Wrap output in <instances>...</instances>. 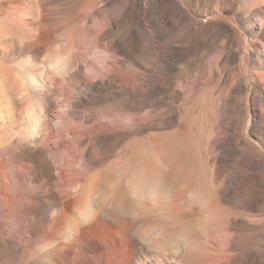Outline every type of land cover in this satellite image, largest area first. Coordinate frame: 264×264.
I'll list each match as a JSON object with an SVG mask.
<instances>
[{"label":"bare ground","instance_id":"obj_1","mask_svg":"<svg viewBox=\"0 0 264 264\" xmlns=\"http://www.w3.org/2000/svg\"><path fill=\"white\" fill-rule=\"evenodd\" d=\"M36 1L0 0V262L264 264V0Z\"/></svg>","mask_w":264,"mask_h":264},{"label":"rangeland","instance_id":"obj_2","mask_svg":"<svg viewBox=\"0 0 264 264\" xmlns=\"http://www.w3.org/2000/svg\"><path fill=\"white\" fill-rule=\"evenodd\" d=\"M34 2V3H33ZM33 2H32V4H31V9H30V12H28L27 13V15H26V17L29 19V18H35V19H37V21H36V23L37 22H39V13H40V11H39V5L37 4V1L36 0H33ZM225 18V19H224ZM27 19V20H28ZM215 20H218V21H221V20H230V19H227L226 17H223V16H219V15H217V18L215 19ZM236 25V27L240 30V31H242V29L239 27V25H237V24H235ZM22 28H12L13 30H12V32L13 33H17V35H19V36H21L22 34V38L21 37H19V36H17L16 34H15V37L17 38V40H16V42L18 43V44H21V45H24V44H34L33 42L34 41H36V38L33 36V38H31V40L30 39H26L27 37L26 36H24V34L26 35V33L28 34V29L30 30V28H31V25L29 26V25H27V27H26V25H24V26H21ZM23 27H25V28H27L26 29V31H25V28H23ZM29 27V28H28ZM16 30V31H15ZM26 32V33H25ZM22 33V34H21ZM37 32L35 31L34 32V35L36 34ZM21 34V35H20ZM29 35V34H28ZM25 38V39H24ZM20 40H22V41H20ZM19 42H21V43H19ZM4 46H0V75L1 76H3L4 77V85H5V89H7L6 90V92H8L7 94H8V98H9V96L11 97V99L9 100L10 101V103H7V104H9L8 105V109L11 107V104H12V109H13V105H14V107L16 108V101L15 102H12V98H13V101L15 100V94H14V96H12L13 95V84H11V81L9 82V79L7 78V75L9 74V73H11V66H9V68H7L8 67V63H7V58H5L6 56H5V54H4V52H6L7 50H8V46H6V47H4ZM245 52L248 54V48H245ZM40 55V56H39ZM39 55H37V56H33V57H29L30 56V54H22L21 56H20V60H18V61H20V63H26L27 62V58H30V59H28V61L30 60V62L29 63H26V65L27 64H29V66L28 67H32V69L34 68V70H40V69H42L43 68V66H44V64H43V62L42 61H44L43 59L45 58V53H43V55L42 54H39ZM42 55V56H41ZM47 55V54H46ZM37 59V60H36ZM2 60V61H1ZM3 61H6V64L7 65H5V63L3 62ZM2 63V64H1ZM23 63V64H24ZM4 65V66H3ZM25 65V66H26ZM3 66V67H2ZM7 66V67H6ZM4 68V69H3ZM7 68V69H6ZM7 70H9V71H7ZM1 72L3 73V75L1 74ZM4 72H5V74H4ZM8 79V80H7ZM7 80V81H6ZM8 82V83H7ZM13 85V86H12ZM8 87V88H7ZM7 108H6V110H7ZM10 108V109H11ZM14 108V109H15ZM4 109H5V107H4ZM9 109V111H7L6 112V114H4V116H5V119H7V123H2V124H0V132L2 133V130H3V132H4V130L10 125V124H12V123H14L15 121H16V118H14L15 117V111L14 110H10ZM16 110V109H15ZM13 111V112H12ZM12 114V116H11V114ZM9 116H11V117H9ZM9 121H11V122H9ZM10 124H9V123ZM7 124V126H5V125ZM3 125V126H2ZM2 127V128H1ZM6 127V128H5ZM0 138H3V136L1 135L0 136ZM0 264H2V262H0Z\"/></svg>","mask_w":264,"mask_h":264}]
</instances>
